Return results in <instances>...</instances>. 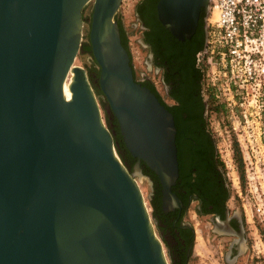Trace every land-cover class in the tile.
Listing matches in <instances>:
<instances>
[{"label":"water","instance_id":"95a60500","mask_svg":"<svg viewBox=\"0 0 264 264\" xmlns=\"http://www.w3.org/2000/svg\"><path fill=\"white\" fill-rule=\"evenodd\" d=\"M120 3L0 0V264H168L133 175H146L143 161L162 186L163 208L179 202L170 190L175 128L133 77L114 18ZM207 3L158 0L157 10L166 27L190 35ZM89 45L99 76L74 65ZM110 129L137 159L133 168L123 151L131 172Z\"/></svg>","mask_w":264,"mask_h":264},{"label":"flooded vegetation","instance_id":"af4514ba","mask_svg":"<svg viewBox=\"0 0 264 264\" xmlns=\"http://www.w3.org/2000/svg\"><path fill=\"white\" fill-rule=\"evenodd\" d=\"M157 3L137 0L131 27L143 59V70L133 66V77L157 97L175 128L178 172L170 190L179 202L164 209L159 179L155 173L156 181L149 175L156 226L171 264H193L195 238L203 242L206 251L212 250L217 263L239 264L245 252L244 221L229 204V187L206 125L208 101L203 86L213 59L203 52L204 46L197 49L202 39L205 43L201 10L206 9L201 8L194 31L181 36L163 24ZM214 62L219 63V58ZM114 125V130L119 128L118 122ZM133 158L134 168L137 159L129 156L130 161Z\"/></svg>","mask_w":264,"mask_h":264},{"label":"rangeland","instance_id":"374dc122","mask_svg":"<svg viewBox=\"0 0 264 264\" xmlns=\"http://www.w3.org/2000/svg\"><path fill=\"white\" fill-rule=\"evenodd\" d=\"M136 1L121 0L114 18L117 21L120 14L121 26L126 35L131 57V67L135 66L137 70L140 68L143 70L142 55L135 44V36L131 30L135 23L133 10ZM91 5L92 2L82 10L84 23L81 41L87 43H89L87 34L90 29L88 24ZM74 65L81 66L86 71V67L92 66L97 73L99 72V65L88 52L79 51ZM208 66L209 75L205 77L203 86L208 101L206 125L214 141L219 166L229 187L231 196L229 204L242 214L245 226L243 245L245 252L239 264H264V86L234 83L230 73L222 68L221 64L214 62V59ZM95 93L106 124L105 111L99 100L100 97L105 101L104 95L96 91ZM234 144H237L240 150L239 163L235 158ZM133 176L142 192L156 236L162 242L168 264H171L167 248L152 215L150 180L144 174L140 179L138 175ZM191 222H194L193 219ZM191 259L193 264H220L214 260L212 250L206 251L203 242L200 239L196 241V238Z\"/></svg>","mask_w":264,"mask_h":264},{"label":"built area","instance_id":"2783aa9c","mask_svg":"<svg viewBox=\"0 0 264 264\" xmlns=\"http://www.w3.org/2000/svg\"><path fill=\"white\" fill-rule=\"evenodd\" d=\"M203 52L234 83L264 86V0H208Z\"/></svg>","mask_w":264,"mask_h":264},{"label":"trees","instance_id":"16d2710c","mask_svg":"<svg viewBox=\"0 0 264 264\" xmlns=\"http://www.w3.org/2000/svg\"><path fill=\"white\" fill-rule=\"evenodd\" d=\"M202 12V15L205 17L206 16V10L203 12V9L201 10ZM200 12V13H201ZM203 22H205V20H203ZM118 24V27H119V32H120V39H121V44L123 45V47L126 49V51L128 52L129 54V51H128V47H127V44H126V41H125V37H124V31L122 30V28L120 27L119 23ZM205 30V29H204ZM204 46V39H202L200 45L198 46V50L202 49V47ZM87 52H90L92 54V51H91V45H89V49L86 50ZM130 65H131V62H130ZM99 76V72L97 74ZM90 80H91V77H89ZM111 133H112V136H113V140H114V143H115V147H116V151L118 153V155L120 156V159L122 160V162L125 164L126 168L128 169L129 172H131V164L128 163V161L126 160L125 156L123 155V151H125L127 154H128V150L126 149L125 145H124V142L122 140V136L119 132V134L116 136L112 129H110ZM209 134V137H210V140L212 142L213 141V138L211 136V134L208 132ZM234 152H235V158H236V161L239 163L240 159H241V155H240V150L237 146V144H234ZM129 156L131 155L130 153L128 154ZM132 161L131 162H134L135 159H131ZM130 164V165H129ZM141 166L143 167V172L146 174V175H151L153 178H156L155 175H154V172L142 161L141 162Z\"/></svg>","mask_w":264,"mask_h":264},{"label":"bare ground","instance_id":"6f19581e","mask_svg":"<svg viewBox=\"0 0 264 264\" xmlns=\"http://www.w3.org/2000/svg\"><path fill=\"white\" fill-rule=\"evenodd\" d=\"M70 74H72V73L70 72L69 75H70ZM68 77H70V78H67V80L64 82V86H68L69 81L71 80V75L68 76Z\"/></svg>","mask_w":264,"mask_h":264}]
</instances>
